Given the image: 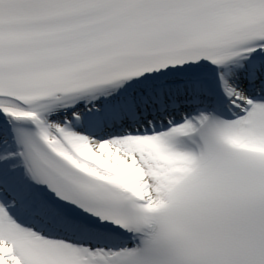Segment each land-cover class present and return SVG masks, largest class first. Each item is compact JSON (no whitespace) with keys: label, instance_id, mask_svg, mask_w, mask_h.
<instances>
[{"label":"snow or ice","instance_id":"6c2138e0","mask_svg":"<svg viewBox=\"0 0 264 264\" xmlns=\"http://www.w3.org/2000/svg\"><path fill=\"white\" fill-rule=\"evenodd\" d=\"M0 264H264V0H0Z\"/></svg>","mask_w":264,"mask_h":264}]
</instances>
